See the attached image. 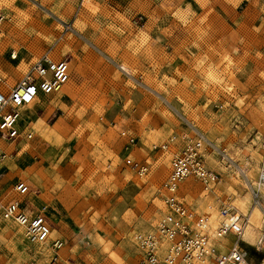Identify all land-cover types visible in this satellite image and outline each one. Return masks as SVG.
<instances>
[{
  "label": "rangeland",
  "instance_id": "obj_1",
  "mask_svg": "<svg viewBox=\"0 0 264 264\" xmlns=\"http://www.w3.org/2000/svg\"><path fill=\"white\" fill-rule=\"evenodd\" d=\"M0 15L9 84L44 53L70 71L60 91L21 109L18 128L30 137L0 136V211L19 200L62 245L24 243L0 214V264L54 254L58 264H135L138 235L164 211L158 191L180 136L193 128L217 179L208 189L185 179L180 199L212 227L221 205L247 213L264 160V0H0ZM20 180L24 196L13 190ZM245 232L247 264H264V211Z\"/></svg>",
  "mask_w": 264,
  "mask_h": 264
},
{
  "label": "built area",
  "instance_id": "obj_2",
  "mask_svg": "<svg viewBox=\"0 0 264 264\" xmlns=\"http://www.w3.org/2000/svg\"><path fill=\"white\" fill-rule=\"evenodd\" d=\"M2 19L0 15V22ZM16 57L17 53L12 50L10 58ZM69 77V61L53 59L47 53L33 61L13 84H9L7 77L0 73V136L11 140L30 137L31 133L18 128L21 109L34 103L41 95L60 91ZM192 131L193 136L187 132L180 136L182 148L172 158L170 170L158 191L164 211L153 231L138 235L136 245L142 256L135 264H247L241 248L247 225L246 214L232 205H221L216 225L212 227L206 216L197 215L178 195L180 184L187 178L197 179L205 189L217 179V174L206 166L200 150V143L205 138L195 128ZM194 136L198 139H193ZM205 143L214 148L210 142ZM131 166L139 174L146 171L145 165ZM259 188L264 189V160L258 173L257 188L251 191L252 204L260 203ZM13 190L24 196L29 192V186L20 180L13 185ZM0 214L3 219L23 229L30 245L49 243L55 251L62 245L59 239L49 242L51 227L47 220L40 214H28L17 199L3 205ZM228 237L232 239L230 246L219 250L220 243ZM47 264H58L56 254Z\"/></svg>",
  "mask_w": 264,
  "mask_h": 264
},
{
  "label": "bare ground",
  "instance_id": "obj_3",
  "mask_svg": "<svg viewBox=\"0 0 264 264\" xmlns=\"http://www.w3.org/2000/svg\"><path fill=\"white\" fill-rule=\"evenodd\" d=\"M0 153H4L2 150H0ZM1 157H3V156H1ZM33 185L35 186V187H38L39 186V182L36 180L34 183H33ZM188 186V185H187ZM240 208L242 207V208H244V207H246L244 204L245 203H243V201H241L240 203ZM264 211V208H263V206H262V204L261 203H258V204H252L249 208H248V210H247V213H246V216H247V225H246V228H245V233L247 234V236L250 238V237H252V232H253V230H254V228L257 226V224H258V220H259V215H260V213H262ZM217 217H218V215H217ZM210 221H212V222H214V223H216L217 222V219H216V213H214V212H212V214L210 215ZM215 219H216V222H215ZM4 220H7V221H9L8 219H4ZM18 226V225H17ZM20 227V226H19ZM23 235H24V233H23ZM15 237V240H18L19 239V237H20V233L19 232H17V234L14 236ZM244 238L246 239V235H244ZM27 241V239H26V237H25V235H24V237H22V242H26ZM45 250H46V248H45ZM50 250V249H49Z\"/></svg>",
  "mask_w": 264,
  "mask_h": 264
},
{
  "label": "crops",
  "instance_id": "obj_4",
  "mask_svg": "<svg viewBox=\"0 0 264 264\" xmlns=\"http://www.w3.org/2000/svg\"><path fill=\"white\" fill-rule=\"evenodd\" d=\"M26 183V182H25ZM28 186H29V191H30V185L28 184V183H26ZM29 193V192H28ZM27 193V194H28ZM17 196H20V195H17ZM13 200V199H12ZM19 201V200H18ZM20 202V201H19ZM21 204V203H20ZM21 206L23 207V205L21 204ZM24 208V207H23ZM25 210V209H24ZM26 211V210H25ZM27 212V211H26ZM28 214H30V215H35V214H33V213H29V212H27ZM216 219H217V217H216ZM216 222V221H215Z\"/></svg>",
  "mask_w": 264,
  "mask_h": 264
}]
</instances>
